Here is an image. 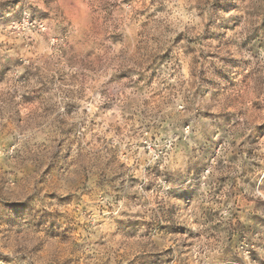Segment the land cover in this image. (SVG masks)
Returning <instances> with one entry per match:
<instances>
[{"label": "rangeland", "instance_id": "obj_1", "mask_svg": "<svg viewBox=\"0 0 264 264\" xmlns=\"http://www.w3.org/2000/svg\"><path fill=\"white\" fill-rule=\"evenodd\" d=\"M0 75V264L264 262V0H0Z\"/></svg>", "mask_w": 264, "mask_h": 264}, {"label": "snow or ice", "instance_id": "obj_2", "mask_svg": "<svg viewBox=\"0 0 264 264\" xmlns=\"http://www.w3.org/2000/svg\"><path fill=\"white\" fill-rule=\"evenodd\" d=\"M108 43H109V41L105 40L100 45H98V47L106 46ZM129 55H131V54L129 53ZM229 55L234 56L236 54L234 52H232V53H229ZM111 71H114L117 74L105 86L106 88L115 87L118 90L121 81L124 80L125 78L133 79V77H135L137 75H140L141 78H143L142 73L139 72L132 65V62L129 60H122L121 62L117 63L116 65L113 66ZM0 79H3L2 75H0ZM135 83H138V82L134 81V84L128 85V87L135 86ZM145 91H148V90L145 89ZM148 94L151 95V92H149ZM40 97H41V92L39 90H37L32 97H27V99L29 100V102H31L33 99H39ZM109 107H111V105H109ZM37 231H39V229H37ZM46 246L52 250H55L58 247V244H57V241L55 239L43 240L41 242L40 246L38 248H36L33 255L41 252V250L43 248H45ZM256 248L259 249V251L256 253V255L258 257H264V243H260V244L256 245ZM247 258H248L247 256H238L235 253H233L232 258L230 260L225 261L224 264H244V260ZM262 264H264V262H262Z\"/></svg>", "mask_w": 264, "mask_h": 264}]
</instances>
